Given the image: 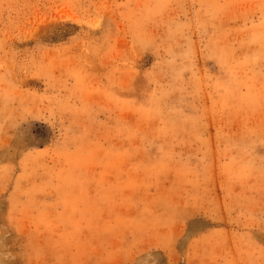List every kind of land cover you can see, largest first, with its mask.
<instances>
[{
    "label": "rangeland",
    "instance_id": "rangeland-1",
    "mask_svg": "<svg viewBox=\"0 0 264 264\" xmlns=\"http://www.w3.org/2000/svg\"><path fill=\"white\" fill-rule=\"evenodd\" d=\"M0 264H264V0H0Z\"/></svg>",
    "mask_w": 264,
    "mask_h": 264
}]
</instances>
